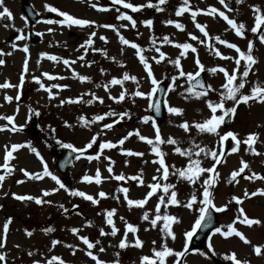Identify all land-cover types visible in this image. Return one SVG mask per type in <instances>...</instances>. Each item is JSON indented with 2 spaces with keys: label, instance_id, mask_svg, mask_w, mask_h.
Here are the masks:
<instances>
[{
  "label": "rangeland",
  "instance_id": "obj_1",
  "mask_svg": "<svg viewBox=\"0 0 264 264\" xmlns=\"http://www.w3.org/2000/svg\"><path fill=\"white\" fill-rule=\"evenodd\" d=\"M29 2L34 6L40 17V20L33 27H29L21 11L22 0H4L3 6H0V11H3V7H7L12 13L11 19L0 18V52L4 53V55H0V59L5 61L3 65H0V84L8 82L14 86L0 88V117L13 116L12 123L16 126H24L21 131L12 132L10 130L11 124L4 119H0V128L5 125L8 126L0 131V165L4 162L6 146L10 149L13 144L24 145V147L13 152L14 159L9 161L10 166L13 167V172L6 175L5 180L0 185V235L3 234V224L11 218L5 245L0 248V252H3L6 256V261L0 262V264H33L34 261H40L41 264H44L52 255L61 256L67 264H95L86 256V246L79 239V236H87L92 242L99 240L100 244L96 245L93 252L107 264H111L113 260L117 259V253H119L120 264H141L143 256L153 257V248L160 250L165 242L174 252L183 251V245L186 242L183 233L191 230L195 219L198 217L199 201L202 199L201 185L209 174H203L195 184H190L172 175L170 168L168 180L160 181L161 183L175 184L177 198L181 201L180 205L160 206L161 215L167 212V214L178 218L179 222L172 225L175 240L171 237L165 240L161 232L163 221H158L155 228L150 225V220L155 218L159 196L163 195L162 188L158 189L157 193L150 197L142 208L128 207L124 199V193L118 192L117 189L126 187L129 189L128 197L130 199H143L150 191L147 185L154 182L153 176L159 178L160 175L156 172L159 165L152 162L157 157L151 152V146L146 142L141 141L136 135H132L123 145L117 143L127 133L135 130H139L141 135L154 138L152 122L146 124L142 120L145 115L152 116L151 109L148 107L150 101L147 97L131 96V93L137 90V84L131 80L125 81L123 88L120 85H112L108 91L104 87L97 88L96 85H103L112 77L120 78L124 72L137 77L140 91L149 92L151 83L143 65L139 63V59L135 55V50L129 46L121 45L114 30L98 27V25H116L120 35L145 48L144 55L149 59L154 76L160 80V83L168 85L165 98L168 102L167 106L165 105L166 117L162 123L156 122V126L160 128L163 138L171 137L178 140V145H168L166 143L160 145L161 150L166 153V164L175 165L177 168L185 167L188 158L176 154L174 152L176 146L192 148L193 141L201 147L217 151L220 150V146L217 143L218 137L215 135L199 133L194 128H190L189 132L185 133L178 127L185 120L190 124L202 121L210 115V110L206 107L205 98L199 100L194 98L184 99V95H188L185 89L189 86L186 77H179L173 84L171 77L178 76L179 70L168 63V60L175 59L181 50L174 47V44L161 43L160 38L166 35L174 43L187 42L196 47L197 53H192L189 50L188 54L181 58V66L185 72H195L197 66L194 63V57L198 55L206 69L202 72L205 75L206 83L207 85L210 84L213 89L221 90L225 78L222 73L213 74L207 69L224 67L231 73L235 67L234 60L221 59L206 44L191 40L189 33L196 35L201 40L205 38L190 19V13H185L180 17L175 15V11L182 0H168L166 5L161 6L164 8L162 12L147 7L139 12H134L131 16L137 21L136 28H132L127 20L117 19L119 13L116 9L120 5H112L111 0H29ZM126 2H129V0H126ZM130 2L138 5L147 4L149 0H130ZM156 2L157 0H152V3ZM226 2L231 4L232 11L224 9L219 0H190V5L193 10L197 8L203 10L209 6H214L225 11L226 15L236 19L238 23L243 22L245 24V35L238 37L229 28L226 21L219 16L210 17L201 12L196 20V22L206 25V30L210 36L219 35L230 43L244 46V51L247 49L248 42H253L252 54L258 60V63L253 66V70L247 78L248 83L241 90L242 93L247 94L253 84L257 82L264 83V44H261L258 39L259 32L256 34L251 32V28L254 26L252 6L260 5L262 12H264V0H243L239 4L236 3V0H226ZM92 3H96L99 7H108L109 10L99 11L91 7ZM46 5L54 6L75 18L95 21L96 24L90 27L48 24L45 21H47L50 14L53 17L52 20L63 18L59 17L57 13L53 14L47 11ZM145 19L153 20L151 29L142 23ZM168 19L183 23L185 29L181 31L175 28L174 25L166 24L165 21ZM121 25H127V27H121ZM30 28L39 33L40 39H31ZM50 28L52 29L51 32L48 31ZM226 29L228 30L226 31ZM261 30L264 31V26ZM93 31L97 35L93 37L94 44L92 47L106 49L109 57H116L117 61L123 63V67L117 62L105 58L99 52H93L91 48L86 53L83 49H80V45ZM20 35L25 38L17 40L16 37ZM153 35L157 37L156 46L160 47L161 51L166 54L165 60L160 64H156L151 59L153 56H159L150 45V37ZM101 36L106 37L107 43L99 38ZM246 38L247 40H245ZM13 43L16 44L15 48L12 47ZM210 43L222 55L238 56L235 51L227 49L225 45H221L215 40ZM25 45L28 46V53L23 51ZM121 48H123V53H121ZM42 53L75 60L76 63L69 68L62 61H50L47 57L42 56ZM81 55L84 56V60L77 59ZM25 59L28 61V71L26 73L23 71ZM88 62H92L90 66ZM243 64L242 61L241 71L243 70ZM101 68L105 69L104 73H101ZM73 70L81 75L91 77V81L80 82L78 79L73 78ZM43 73L65 78L48 80L47 77L42 75ZM21 75L24 76L22 86H20ZM34 76L39 77L45 87L52 84L67 85V87L53 88V96L50 98L48 92L40 89L39 84L33 79ZM123 89L128 90V95H126L124 101L116 103L109 98V94L118 96ZM90 93H95L96 96L101 97L103 103L101 104L98 100L92 104L85 103V101L91 99ZM17 95L20 97L19 100L16 99ZM6 96L13 97L12 101H6ZM81 96L82 100L79 103L66 102L61 104V100H75ZM206 99L217 101L218 92L210 91ZM232 103V101H227L225 106L231 107ZM168 106L180 107L184 112L182 115L169 114L167 111ZM30 108L40 113L36 121H34V115L29 119ZM109 110H114L117 113L127 111L130 118L125 117L118 123H114L111 129H104L103 125L113 123L118 117H106L103 121L92 123L90 126H85L79 121L80 116H84L91 121L95 115H102ZM217 114H220L219 111ZM66 124L71 125V127L66 126ZM52 129H55V131L53 132ZM218 131L221 134L227 131L237 133L240 140L245 139L249 133H258L259 139L254 147L258 152L264 153V104L254 101L241 104L237 108L234 117L230 118V122L223 124ZM97 133H99L97 142L92 148L87 149L79 160L75 159L69 170V175L72 178L71 189L92 195L99 200L98 204H92L82 197L71 196L64 189L43 197L44 190L51 191L53 188H58L55 181L50 177L35 180L24 175L22 169L29 173L42 172L41 160L28 147L30 143L43 157L49 170L64 183V177L59 173L54 162V148L58 145L56 140L72 143L77 148H84ZM105 141L117 143V147L104 149L101 152L99 144ZM231 146L232 141L229 138L224 143L225 155L222 157L224 162L216 165V170L220 174L219 179L216 185L210 189L216 206L227 205L224 212L217 213L220 220L219 227L232 223L239 215L238 209L241 207L244 214L249 218L259 219L261 224L247 226L237 221L234 225L250 243H244L235 235L223 238L219 234L214 235L212 233L205 244L196 251L188 250L189 241H187L185 254L182 257H166L165 264H217L218 261L232 264L224 257L233 252L236 254L237 259L241 261L248 260L250 264H264V249H262L260 256H257L253 251L254 246L264 245V196L259 194L255 197L245 196L246 191L250 194L258 189H264V180L250 181L244 178L246 175H250L251 172L264 175V154L259 156L252 154L243 143L237 153L229 154ZM128 150L142 152L144 155L128 156L126 154ZM193 151H196V149L193 148ZM97 153H99L98 160L87 159V156H95ZM199 159L202 167H211L213 164L211 157H205L203 154ZM242 160L249 164V168L245 169V172L237 177L236 181L228 183L231 173L239 169ZM109 166L112 167L111 173L108 172ZM97 169L101 174L100 184L95 183V180L91 183L82 180L85 174L94 177ZM141 170L143 171V185L128 179L139 175ZM3 174H5V170L0 167V175ZM120 174H124L126 179L123 181L114 179L116 175ZM18 181L23 182L18 183ZM100 192L106 193V197H99ZM194 192L197 195V202L193 205V208L189 209L183 206ZM13 194L41 197L44 200L51 201V203L38 205L34 200L21 201L15 199ZM233 197L239 198L241 203L236 204L232 199ZM60 204L68 209L67 213H64L63 209L59 207ZM111 209H116L113 219L120 231L115 237L111 235L100 236V228H103L105 232L111 231V226L107 225L104 215L106 210ZM144 212L149 214V221L142 219ZM121 217L124 219L121 220ZM87 221L92 222L91 226H84ZM125 221L138 228L136 234H128V241L134 242L135 236H138L143 241L142 247L118 248L119 241L123 238L125 231ZM47 227H53L55 231L45 233L43 229ZM73 227L80 228L79 236L71 233L70 229ZM26 231H32V236H28ZM52 240H60L61 244L52 248ZM153 241L156 242L155 245H153ZM209 243L213 246L211 250L207 247ZM69 244L79 249L75 255L72 254L70 248L65 246ZM100 247H103L105 251L100 252ZM29 252H32L33 255L29 256ZM201 253H204V255H201ZM157 264H159L158 261Z\"/></svg>",
  "mask_w": 264,
  "mask_h": 264
},
{
  "label": "snow or ice",
  "instance_id": "obj_2",
  "mask_svg": "<svg viewBox=\"0 0 264 264\" xmlns=\"http://www.w3.org/2000/svg\"><path fill=\"white\" fill-rule=\"evenodd\" d=\"M168 0H157L156 3H152V0H149L147 4H133L130 2H126V0H111L112 5H123L124 8L126 9H131L132 12H139L143 8H154L157 12H162L164 11V8L161 7L162 5H166ZM243 0H236V3H242ZM4 0H0V6H3ZM219 3L223 6L224 9H227L228 11H232L230 8L229 4L226 2V0H219ZM92 8H95L99 11H108V7H99L96 3L91 4ZM46 10L52 13H57L59 17H62L63 19H56V20H47L45 21L48 24H58L62 26H79V27H85V26H93L96 24L95 21H91L88 19H81V18H75L71 14L65 12V11H60L54 6L51 5H46L45 6ZM116 11L119 13L117 16L118 20H127L130 22L132 28H136L137 21L133 19L131 15H128L124 12H121L119 8L116 9ZM208 15L210 17H215L219 16L222 18L224 21H226L227 25L229 26L230 29L234 30L235 35L238 37H243L245 35V24L243 22H237L236 19L230 18L228 15H226L225 11L219 10L214 6H209L207 9H195L193 10L191 5H190V0H182V3L177 7L175 11V15L177 17L182 16L185 13H190V19L195 23V27L200 31V33L203 34V37L205 39L201 40L199 39L196 35H193L189 33L188 35L190 36L191 40L198 41L200 44H206L210 50L214 51L215 55L220 57L221 59L224 60H234L235 67L233 68L232 72L229 73L224 67H213L211 69H207V71L215 74L217 72L222 73L225 82L221 85V90L213 89L212 86L205 85V83L199 79L200 75L202 72L206 71L205 66L201 63L198 55L194 57V63L197 66V70L195 72H185L181 66V58L185 57L189 50L192 53H197V48L194 47L191 43H174L172 40L169 39L168 36H163L161 39V43L163 44H174V47L177 49H180L179 55L175 59H169L168 63L172 64L175 66L176 69H178V76H173L171 77V80L173 84L179 77H186L187 82L189 83V86L185 89V92L188 95H184V99L188 100L190 98L194 99H201L205 98V104L206 107L210 110V115L203 119L200 122H193L189 123L187 120L183 121L178 125L179 128H181L185 133L189 132L190 128H194L197 132L199 133H207V134H212L218 137L217 143L220 146V150H213L209 149L207 147H201L199 144H196L194 141L192 142V148H182L180 146H176L174 148V152L176 154H179L181 157H187V164L185 167H180L177 168L175 165H168L165 162V156L166 153H164L160 145L162 144H168V145H178L179 142L177 139L168 137V138H163L161 134V130L158 126H156V121L153 116L150 115H145L142 120L143 123H149L150 121L152 122V125L154 127V138H149L147 136L141 135L139 130H135L134 132H129L127 135H125L123 138H121L117 143L119 145H123L124 142L132 135H136L141 141L146 142L148 145L151 146V152L155 154L157 157L156 160L152 161L153 163H157L159 167L156 169V172L159 175V178L157 176H153V183L147 185V187L150 189V191L147 192L145 197L143 199H130L128 197V192L129 189L126 187L118 188V192L124 193V199L127 202V205L129 208L136 206V207H143L146 203L147 200L152 197L154 194L157 193L158 189L162 188L163 195L159 196V203L156 205L155 209V218L150 220V225L152 228H155L157 226L158 221H163V226L161 228V232L163 233V236L165 240L168 237H171L173 240H175V233L173 232L172 225L174 223H178V218L173 215L165 214L161 215L160 214V206L165 205H180L181 201L177 198L178 194L176 189V185L172 183H161L160 181H167L170 175V168H171V174L175 175L178 177V179H182L187 181L190 184H195L198 180H200L201 176L203 174H209L206 179L203 180L202 182V199L199 201L200 207L198 208V217L195 219V222L191 228V230L186 231L183 233L185 237V244L183 245V251H176L170 247L167 246V243L165 242L162 244L160 250H157L156 248H153V257L149 256H143L141 258V264H157V261L159 264H165V258L169 256H174V257H182L185 252L187 251V241H191L193 236L196 234L198 229L201 228H210L212 226L213 222V216H212V211L215 210V212L220 213L224 212L227 208V205L224 206H216L214 203V198H213V193L210 191V189L213 188L214 185H216L218 179H219V172L216 170V165L223 163L222 157H224L225 152H224V143L225 141H228L229 138H231L232 141V146L229 149V154L231 153H237L240 149V145L243 143L244 145L247 146L248 151H250L254 155H262L264 153H260L256 150L254 147V144L256 141L259 139L258 133H249L247 137L243 140L238 139V134L234 133L232 131H227L224 134H221L218 130L220 127L226 123V117L231 118L234 117L235 113L237 112V108L241 104H248L250 101H254L256 103H262L264 104V83L257 82L253 84L250 88V91L247 94H244L241 92L242 89L245 88L246 84L248 83L247 78L249 77L250 72L253 70V66L258 63V60L253 56V42L249 41L247 44V49L246 51L241 50L235 43H230L225 39H222L219 35L217 36H210L209 32L206 30V25L201 24L196 22L197 16L199 14ZM252 12L254 15V26L251 28V32L253 34H256L259 32L258 39L261 44H264V31H262V26H264V12H262L260 5H254L252 6ZM0 18H12V13L7 7H3V11H0ZM142 23L148 27L149 29L152 28L153 26V20L152 19H145L142 21ZM166 24L168 25H174L175 28L183 31L185 29V25L183 23H180L178 21H174L172 19H168L165 21ZM98 27H104V28H109L114 30L117 33L119 42L121 45L124 46H129L132 49L135 50V55L139 59V63L143 65V68L146 71L147 77L150 79L151 83V89L149 92L145 93L143 91L139 90V82L137 81V77L135 75H130L128 72H124L120 78L112 77L111 80H109L107 83H104L103 85L97 84L96 87H104L106 91H108L109 87L112 85H120L123 88V85L125 81H133L137 84V90L131 93V96L133 97H147L149 99V105L148 107L150 109H154L156 114H159L161 112V103L159 101L153 102L152 98L154 95L159 92L160 89V80H158L152 70V66L149 63V59L144 55V52L146 51L145 48L141 47V45L128 40L125 38L123 35H120L119 29L116 27V25H111V24H103V25H98ZM121 27H127V25H121ZM228 29H226L227 31ZM19 31V30H18ZM49 32L52 31V29H48ZM97 33L95 31L91 32L88 36V38L80 45V49H83L85 53L88 51L89 48L93 52H99L102 56H104L107 59H110L112 61L117 62L121 67H123V63L120 61L116 60V57L112 56L109 57L108 52L106 49H101V48H93L92 45L94 44L93 37H95ZM25 37L23 35L17 36L16 39H24ZM102 41L107 43V39L104 36L99 37ZM212 40L217 41L221 45H225L229 49H234L235 52L238 54L237 57H230V56H225L220 53L218 49H216L210 42ZM150 45L152 48H154L155 52L159 54L158 57L153 56L151 59L155 61L156 64H160L162 61L165 60L166 54L161 51L160 47H157V37L154 35L150 37ZM13 48L16 47V44L13 43L12 45ZM23 51L25 53H28L29 49L28 46L25 45L23 47ZM121 53H123V48H121ZM10 54V53H8ZM0 55H4V53L0 52ZM42 56L47 57L50 61L54 62H60L62 61L65 66H68L71 68L73 64L76 63L75 60H69V59H63L61 57H57L55 55H49L48 53H42ZM79 60H84V56L81 55L77 57ZM242 61L244 62L243 64V70L241 71V63ZM5 61L3 59H0V65H3ZM89 66L91 65L92 62H88ZM23 71L26 73L28 71V61L25 59L24 61V67ZM101 73L105 72V69L101 68L100 69ZM43 76L47 77L48 80H55V79H64L65 77H57L54 75H50L49 73H43ZM72 76L73 78L78 79L80 82H90L91 77L87 75H81L77 73L75 70L72 71ZM33 79L36 81L37 84H39L40 89H44L46 92H48V95L50 98H52L53 93L52 89L53 88H66L67 85H59V84H52L49 87H45V85L41 82L39 77H33ZM24 83V76L21 75L20 78V86H22ZM9 87H14L8 82H5L3 84H0V88H9ZM199 89V90H197ZM210 91H217L218 92V100L213 101L211 99H206L208 96V93ZM91 99L85 101L87 104H92L94 101H99L101 104L103 103V99L101 97H98L95 95V93H90ZM126 95H128V90L123 89L118 96H111L109 94V98L115 101L116 103H120L125 100ZM183 95V94H182ZM83 96V94H82ZM82 96L78 97L75 100L69 99L68 101L61 100V104L64 103H79L82 100ZM19 95H17L16 99L19 100ZM13 97L11 96H6L5 100L6 101H12ZM227 101H232V106L231 107H226V102ZM167 101H164V104L167 106ZM167 111L169 114H174V115H182L184 110L180 107H175V106H168ZM219 111L220 114H217ZM30 115L29 119L32 118V115L39 116L40 113L39 111L29 109ZM106 117H118L117 120H114L113 123H105L103 125L104 129H111L113 127L114 123H118L120 120H123L125 117L130 118V114L125 111L121 113H117L114 110H109L108 112L103 113L102 115H95L92 117L91 121L87 120L84 116L79 117V121L83 123L85 126H90L92 123H96L99 121H103ZM0 119H4L8 121L11 124L10 130L12 132H17L23 130V125L16 126L13 122L14 117L13 116H3L0 117ZM71 127V125H67ZM8 126L5 125L3 128H0V131L6 129ZM54 132L55 129H52ZM97 135H94L91 140L85 145L84 148H77L75 147L72 143H64L61 142L60 140H56V143L60 145V147L69 149V156L72 155V153H78L75 157V159L79 160L81 156L84 155L87 149H90L93 147V145L97 142ZM117 143H113L111 141H105L99 144V149L102 152L104 149H111L117 147ZM24 147L22 144H13L11 145V148L8 149L6 146V154L4 157V162L0 167H3L5 170V174L0 175V185H2V182L5 180V176L9 175L13 172V167L10 166L9 161L14 159L13 152L16 150ZM28 147L31 149L33 153L39 159L41 160L42 163V172L40 173H29L26 170H23V173L26 177L30 179H35V180H41L44 177H50L55 183L58 185V188H53L51 191L49 190H44L42 195L43 197H47L49 195H52L54 192L59 191L60 189H64L66 192H68L69 195L74 196V197H82L87 201H90L92 204H98L99 200L94 198L92 195H88L83 191L75 190V189H68L66 185L56 176L54 175L48 168V165L46 162H44L43 157L40 155V153L36 150V148L32 147L31 144H28ZM193 148L196 149V151H193ZM128 156H143L144 153L142 152H133L131 150H128L126 152ZM203 154L205 157H211L213 164L211 167H202L201 166V160L199 157ZM196 157L195 159L193 157ZM88 160L92 159H99V153H97L95 156L89 155L87 156ZM114 163V162H113ZM249 168V164L244 162L243 160L241 161V166L239 167L238 170H235L231 173V177L228 181V183H232L233 181H236V178L239 177L242 173L245 172V169ZM108 172H112V167H108ZM247 180H264V175H258L256 172H251L250 175H246L244 177ZM117 181H123L126 179L124 174L116 175L114 177ZM128 179L137 181L140 185L144 184L143 180V171L141 170L139 175L129 177ZM82 180L85 182L91 183L93 180H95V183L100 184L101 183V174L99 169H97L95 176H89L85 174L82 177ZM23 181H18V183H22ZM238 182V181H237ZM262 195L264 196V189H258L256 191L251 192L250 194L246 191L245 196H251L255 197L256 195ZM14 195V198L17 200H34L36 204L41 205L45 203H51V201H47L42 199L41 197H33V196H21V195ZM99 197L104 198L106 197V193L100 192ZM118 199V197H117ZM236 204H240L241 200L239 198L233 197L232 198ZM197 202V195L194 193L191 194L190 199L187 201L186 204L183 206L192 209L193 205L196 204ZM59 207L63 209L64 213L68 212V209L64 207L63 204H60ZM78 207V206H74ZM239 215L236 216V218L233 220L232 223L228 224L227 226H220V227H215L213 230V234H219L223 238H229L233 235L236 237L240 238L244 243H250L247 238L241 233L240 231L237 230V228L234 226L237 221L239 223L245 224L247 226H253V225H260L261 221L256 218H249L246 214H244L243 208L238 209ZM116 213V209H111V210H106L104 215L106 218V223L107 225L111 226V231L110 232H105L103 228H100L99 234L100 236H107L111 235L115 237L117 233L120 231L114 222V215ZM124 218L121 217V220ZM142 219L145 221H149V214L147 212L143 213ZM11 223V218H9L4 224H3V234L0 235V248H3L6 242V237L7 233L9 230V224ZM91 221H87L86 224L84 225L85 227L91 226ZM147 230V229H146ZM45 233L48 232H53L55 229L53 227H47L43 229ZM71 233L74 235H78L80 233V228L73 227L70 229ZM138 232V228L134 226L131 223H128L125 221V231L123 233V238L119 241L118 248L120 249H125L130 246H134L137 248H140L143 246V241L138 237L135 236L134 242H129L128 241V234H136ZM26 234L28 236H32V231H26ZM79 239L82 241V243L86 246V251L85 254L87 257H89L92 261L95 262V264H107V262L99 259L98 255L94 254L93 249L96 248V245L100 244L99 240H96L95 242H92L87 236H79ZM153 245H155V241L152 242ZM58 244H61L60 240H52L51 241V247L55 248ZM66 247L70 248L72 250V254L75 255L76 251L79 250L77 247L69 244L65 245ZM209 250L212 249V244L209 243L208 246ZM262 249H264V245H258L254 246L253 251L257 256H260L262 254ZM100 252L105 251L103 247H100L99 249ZM215 254V253H213ZM29 256L33 255L32 252L28 253ZM117 259L113 260L111 264H120V261L118 259L119 253L116 254ZM201 255H204V253H201ZM226 260H229L232 262V264H250L248 260H243L241 261L240 259H237L236 254L233 252L230 255H226L224 257ZM6 261V256L3 252H0V262H5ZM33 264H41L40 261H34ZM44 264H67V262L58 255H52L49 259H47Z\"/></svg>",
  "mask_w": 264,
  "mask_h": 264
},
{
  "label": "water",
  "instance_id": "obj_3",
  "mask_svg": "<svg viewBox=\"0 0 264 264\" xmlns=\"http://www.w3.org/2000/svg\"><path fill=\"white\" fill-rule=\"evenodd\" d=\"M24 11L27 13V15L31 18V21H35L37 19L33 8L31 7V5H29L27 0H24ZM131 11L129 10L128 13H130ZM199 79H202V77H200ZM160 91L157 92L156 97H155V101H159L161 103V112L159 114H156L155 110L152 109V113L155 116V118L160 122L164 119L165 117V112H164V105H163V100H164V95L166 92V87L165 85H160ZM229 120H227L228 122ZM69 149H65L62 148L60 146L56 147V157H55V162H56V166L58 168V170L63 173L64 175H67L68 173V168L71 166L73 160L75 159V157L77 155H79L78 153H72L71 156H69ZM71 184V179L69 177H66L65 180V185L69 188ZM212 211V216H213V222H212V226L210 228H201L198 229V231L196 232V234L193 236V238L191 239V243H190V249H197L201 246V244L206 240L207 236L209 235V233L218 226V220H217V216L216 213Z\"/></svg>",
  "mask_w": 264,
  "mask_h": 264
}]
</instances>
